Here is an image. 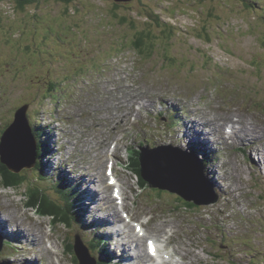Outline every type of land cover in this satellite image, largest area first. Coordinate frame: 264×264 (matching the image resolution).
I'll list each match as a JSON object with an SVG mask.
<instances>
[{
  "label": "rangeland",
  "instance_id": "obj_1",
  "mask_svg": "<svg viewBox=\"0 0 264 264\" xmlns=\"http://www.w3.org/2000/svg\"><path fill=\"white\" fill-rule=\"evenodd\" d=\"M116 3L120 4L118 9L114 8L115 0H37L19 11L16 0H0V135L13 121L15 110L29 103L30 126L46 125L50 129V137L48 132L44 136L46 142L61 146L52 157L54 172L42 160L48 180L39 179L37 172L35 177L31 169L24 170L29 174V185L34 182L42 194L56 202L63 199L59 204L62 207L66 201L80 198L85 209L79 226L55 225L53 217L28 203L29 185L15 188L0 175V218L3 212L7 226L20 224L27 232L26 239L12 231L25 249L16 255L3 246L0 263L7 260L10 264H26L36 256L32 264H75L65 247L80 236L99 258L100 249L92 247L91 242L95 236L105 237L106 231L97 220L115 212L120 216V209L115 207L113 211L108 201V209L103 210V202L93 203L91 198L96 192L100 197L112 198L108 178L113 166L133 219L143 224L149 238L157 236L158 242L162 238L160 247L165 257L160 262L170 257L178 264H264V156H260L264 141L253 137L243 144L253 142V148L238 153L237 159L233 151L227 156L225 152L219 155L210 151L213 158L204 159L205 167L189 147L196 135L188 122L215 118L220 125L223 118L238 122L240 114H253L264 122V0ZM116 12L118 17L128 16L133 25L115 19ZM164 22L175 24L178 35V40L166 48L168 52L160 51L168 43L166 40L153 52L134 47L131 39L136 38L138 30H149L153 44L160 35H166L158 28L167 27ZM222 28L224 31L218 32ZM129 78H141L144 85L154 89L148 90L155 96L148 106L151 109L147 113L138 110L132 118L137 121L136 129L147 132L139 138L152 153L149 164L152 167L158 159L166 158L179 165L176 173L166 175L167 181L201 204L189 208L185 204L189 201L178 193L142 186L131 171L126 148L138 142L127 143L123 134L126 124L123 120L117 124V118L130 111L133 101L143 99V91L139 83L129 87L131 101L128 100ZM172 109L183 120L170 129L164 112ZM260 128L264 133V126ZM20 131L25 147H32L26 124ZM219 131L223 134L220 126ZM106 139L118 147L114 154L104 145ZM12 140L11 137L9 141ZM162 144L180 150L161 148ZM17 146H21L19 141ZM8 147L13 149L11 144ZM226 149L232 150L229 144ZM46 152L41 151L43 158ZM259 159L261 166L256 167L254 163ZM225 162L229 169L223 171ZM182 163H186L184 167H180ZM190 165L197 169L192 177L184 172ZM60 171H67L68 181L61 179L66 175L58 174ZM71 208L72 214L78 213L77 206ZM113 224L117 230L111 229L115 233L107 238L113 242L108 247L111 254L121 264H136V257L125 260L120 256L124 248L121 245L131 241V235L140 242L141 239L131 226L125 230L127 238L119 237L123 225ZM170 241L172 247H168ZM127 244L136 247L134 241ZM132 253H146L145 244ZM142 261L138 258V262Z\"/></svg>",
  "mask_w": 264,
  "mask_h": 264
},
{
  "label": "water",
  "instance_id": "obj_2",
  "mask_svg": "<svg viewBox=\"0 0 264 264\" xmlns=\"http://www.w3.org/2000/svg\"><path fill=\"white\" fill-rule=\"evenodd\" d=\"M19 1H28V0H19ZM122 1V0H119ZM129 1V0H124ZM28 109L29 105H23L19 107L14 113L13 122L6 128L4 133L0 137V160L3 164H5L10 170L14 172H20L25 168H29L35 165V157H36V147H35V139L33 137L31 126L29 124L28 118ZM27 133L29 134L30 142H32V147L26 148L23 142V137L20 138L19 133H21V127L25 126ZM15 135V136H13ZM12 137V141H9ZM16 141H19L21 146H16ZM8 144H11L13 149H8ZM17 150L21 151L18 153ZM166 153H163L164 155ZM152 155V153L141 154V174L146 181H149L152 187H159L161 189L170 190L172 192H178L181 196H183L187 200H194L196 203L201 204L199 200L194 198V196H190L189 194H184V191H180L179 189H174L175 185H171L167 180L168 175L170 173H176L179 165H173L170 163L172 160L167 162L166 158L158 159L151 167L150 159L148 156ZM186 163L180 164V167H184ZM153 168L155 172L152 171ZM188 169H185L184 172L191 176H195L194 172L197 171L195 166H187ZM182 169V168H181ZM152 171V173L150 172ZM201 176L205 179V175L200 170ZM167 175V176H166ZM166 176V177H165ZM178 187V186H177ZM214 201V200H213ZM2 247H0L1 250ZM74 249L76 251V256L79 260V264H96L93 257H91L88 248L84 245L81 237H77L74 243ZM0 264H9V263H0Z\"/></svg>",
  "mask_w": 264,
  "mask_h": 264
},
{
  "label": "trees",
  "instance_id": "obj_3",
  "mask_svg": "<svg viewBox=\"0 0 264 264\" xmlns=\"http://www.w3.org/2000/svg\"><path fill=\"white\" fill-rule=\"evenodd\" d=\"M63 1H69L70 2L71 0H63ZM16 2L18 4L16 9L19 10V11H25V7H27V5L37 2V0H28V1L16 0ZM116 2H125V1H115V4H114L115 7L114 8L118 9L120 4L116 3ZM243 2H245V1H243ZM246 6H249V3ZM116 14L119 15L116 12L114 14L115 15V19H118L119 21L121 20L122 23H124L126 25H128V24L133 25L132 24V20L128 16H126V17L125 16L118 17ZM155 18L158 19V17H155ZM160 22L163 23V20H161ZM164 24L167 27L162 28L160 25H158V28L161 29L163 32H166V35H160L158 37L157 41L155 42V44H153V42H152V38H151L149 30H138L137 33H136L137 34L136 38L135 39H131V42H133L134 47L137 48L139 51L141 49H145V50H142V51H152L153 52V51H156V46L158 44L161 45L162 40H166V41H168V43L166 44V46L163 45L160 48L161 49L160 51H161V53L168 52V51H166V48L167 47L169 48L171 46L172 42L178 40V35L174 31L175 27L173 25H175V24H172V23H169V22H166V23L164 22ZM171 28H173V29H171ZM223 31H224V29L222 28L218 32H223ZM199 32L201 33L203 31L199 30ZM83 33L85 34V32H83ZM200 38L203 39L201 34H200ZM148 41H150V42H148ZM37 140H38V138H37ZM39 143L40 142L38 141L37 150H38V153L41 154V151L43 149H42L41 145H39ZM138 154H139L138 151L137 152L135 150L131 151V156H130L131 158L129 157V164L128 165L131 168V170L134 169L133 170L134 173L138 172L136 174L139 177L141 185L145 186L146 185L145 181L143 180V178H141L139 176L140 175V169H139V159H138V156H137ZM0 175H1V178H4V181H6L7 183L11 184L14 187H19L25 181L24 177L21 176V174L11 172L4 164H2L1 161H0ZM72 202H73V200H72ZM72 202H71V204H72ZM28 203L31 206H33V207H38V205H39V209H41V211H43L46 214H48L51 217H53V223L55 225L58 224V223H65L69 227H70V225H72L71 224L72 215L70 214V211L67 212V210L64 207H61L55 201H51L50 199H48L46 195L42 194V190L33 189L31 194H30V199H28ZM185 204L189 208L195 206V204H193L192 202H185ZM81 219L82 218L78 216V220H81ZM99 244L100 243H98V245L92 243V245L94 247L99 246ZM65 249H66V251H70L72 253V256H73L75 264H78V261L75 258V255L73 253V242L69 243V245L66 246ZM100 250H101L100 254H101V256L103 258L101 257L99 259L98 264H107V263L108 264H112L111 263L112 256L109 255V254H105L104 253L105 247L104 246L101 247Z\"/></svg>",
  "mask_w": 264,
  "mask_h": 264
},
{
  "label": "bare ground",
  "instance_id": "obj_4",
  "mask_svg": "<svg viewBox=\"0 0 264 264\" xmlns=\"http://www.w3.org/2000/svg\"><path fill=\"white\" fill-rule=\"evenodd\" d=\"M237 100V99H236ZM106 101H107V99H106ZM133 102H137V101H133ZM132 102V103H133ZM106 103V102H105ZM135 110V109H134ZM177 112V111H176ZM188 116H190V115H188ZM189 119V118H188ZM183 120V119H182ZM223 120H225L226 122H228L229 124H231V125H233L235 128H236V131L235 132H239V131H241L245 136H249L248 135V133L249 132H255V131H258L257 133H261L262 132V129L260 128V127H258V126H253V123L251 122V121H249L248 119H246V118H243L242 116H241V118H240V120L238 121V122H234L233 121V119L231 118V119H228V118H223ZM60 126V125H59ZM190 127V126H189ZM240 128V129H239ZM61 130V129H60ZM5 131V130H4ZM62 131V130H61ZM48 132V134H49V136H50V132L49 131H47ZM4 132H2L1 133V135L3 134ZM0 135V136H1ZM255 136V135H254ZM253 136V137H254ZM47 139V138H46ZM46 139L44 140V141H46ZM188 139V138H187ZM208 146H210V145H208ZM211 148V147H210ZM254 152V151H253ZM255 153H259V152H255ZM46 155H47V152H46ZM256 155V154H255ZM48 156V155H47ZM130 156V155H129ZM49 158L51 157V156H48ZM55 158V157H54ZM53 158V159H54ZM70 158V157H69ZM131 158V157H130ZM257 158V157H256ZM70 161H71V159H69ZM233 162H234V160H232ZM190 163V162H189ZM238 164V163H237ZM237 164H235L234 165V169H236L237 168ZM48 165V164H47ZM254 165L256 166V167H258V166H261V159H259L258 161H256L255 163H254ZM193 166V165H192ZM190 167V166H189ZM47 169H50V166H47ZM134 170V169H133ZM193 172H194V170H193ZM196 172V171H195ZM194 172V173H195ZM136 173H138V172H136ZM65 175H67V173H64ZM140 176V175H139ZM192 177V176H191ZM84 179H85V181L87 182V179L88 178H85L84 177ZM108 181H111V178H108ZM117 181L119 182V187L118 188H116V189H119L120 191H122L123 192V194H124V189H123V187H122V183H121V181L117 178ZM148 183H146V185H148V186H150V182L149 181H147ZM110 183V182H109ZM138 183H141L140 182V180L138 179ZM227 185V184H226ZM151 188H152V186H150ZM179 187V186H178ZM177 187H174V189H176ZM156 189H161V188H159V187H156ZM177 189H179V188H177ZM220 189V188H219ZM226 193H228V192H230V188L229 187H227L226 189ZM170 191V190H169ZM58 192L59 193H61V190L59 189L58 190ZM170 192H172V191H170ZM173 193V192H172ZM174 193H178V192H174ZM179 194V193H178ZM234 194V193H233ZM223 195V194H222ZM209 197V196H208ZM94 202H100V198H99V195L98 194H94ZM184 198V197H183ZM185 199V198H184ZM105 200H109V202H110V204L111 205H114V199L113 198H105V199H103V202L105 201ZM185 200H187V199H185ZM189 202H192L193 204H197L195 201H193V200H188ZM209 203V202H208ZM198 205V204H197ZM93 206V205H92ZM187 206V205H186ZM69 212V211H68ZM2 213L3 212H1V219L2 220H4L3 221V225H2V230H5V228H6V226L8 225V221L6 220V218H5V215H2ZM109 213V212H108ZM71 214V213H70ZM120 218V216L119 215H117L116 214V212H115V214H105V219L108 221V222H110V223H119L121 220L119 219ZM11 223H13V222H11ZM93 223V225L94 224H96V222L95 221H93L92 222ZM14 225H15V228H17L18 230H22V228L21 227H19V225H17V224H15V223H13ZM95 226V225H94ZM166 226H168V225H166ZM184 226V225H183ZM24 231V230H23ZM124 230H121V232L118 234L119 235V237H123L122 235H124V232H123ZM85 233V232H84ZM34 233H32V235H33ZM143 237H145V236H143ZM108 238V237H107ZM109 239V238H108ZM130 239V238H129ZM128 239V240H129ZM143 239V238H142ZM157 239V236H155V238H151V241L153 242V243H158V241L156 240ZM31 240V239H30ZM134 241V243H135V241L136 240H133ZM107 242H109V241H107ZM128 242H132V240L131 241H127L126 243H123L121 246H124V249H123V253H122V256L121 257H123L125 260L126 259H129V258H131V257H136L137 258V260H136V264H147V262H149V261H151V260H154L155 262H156V259L155 258H153L151 255H150V253H152L153 251H146V253H141V254H139V253H137V254H134V253H132V251H135V250H137L138 251V246L136 245V247H131V246H133V245H131V246H129L127 243ZM25 245V244H24ZM98 245V244H97ZM152 245H155V244H152ZM97 248H98V246H97ZM20 253V252H19ZM141 256L144 258V261L143 262H138V258H141ZM157 256H160V255H157ZM23 258H24V256H22ZM133 257V258H134ZM108 264V263H107ZM165 264H177L176 262H173V261H166V263Z\"/></svg>",
  "mask_w": 264,
  "mask_h": 264
},
{
  "label": "snow or ice",
  "instance_id": "obj_5",
  "mask_svg": "<svg viewBox=\"0 0 264 264\" xmlns=\"http://www.w3.org/2000/svg\"><path fill=\"white\" fill-rule=\"evenodd\" d=\"M149 248L151 249V241H149Z\"/></svg>",
  "mask_w": 264,
  "mask_h": 264
}]
</instances>
